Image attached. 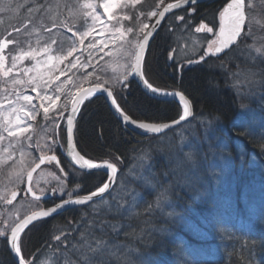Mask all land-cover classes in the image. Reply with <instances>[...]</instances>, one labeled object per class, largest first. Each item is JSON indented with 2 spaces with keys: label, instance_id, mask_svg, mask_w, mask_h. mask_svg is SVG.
Listing matches in <instances>:
<instances>
[{
  "label": "trees",
  "instance_id": "16d2710c",
  "mask_svg": "<svg viewBox=\"0 0 264 264\" xmlns=\"http://www.w3.org/2000/svg\"><path fill=\"white\" fill-rule=\"evenodd\" d=\"M226 2L215 0L199 4L193 7L192 15H188L189 10H182L168 17L145 56L144 74L149 82L169 92L177 90L190 101L194 116L189 123L158 137H140L117 122L101 97H94L82 106L74 133L78 152L93 162L107 160L117 165L119 177L114 192L120 193L118 182L124 172L137 177L132 180L130 175L123 187L126 193L133 190L138 194V207L124 212L117 220H109L114 224L121 221L118 233L106 230L105 239L110 247L107 258L111 264H264V127L256 131H251V127L248 132L240 130L238 123L244 118L237 110L242 104L237 103L227 84L228 73L223 69L225 65L245 69V65L229 59L228 54L218 58L209 56L206 62L189 65L188 58L198 59L207 44H202L201 48L198 44H183L190 41L191 26H194L191 32L201 22L218 28V10ZM177 16H185L191 22L190 27L185 29ZM197 36L207 42L202 34ZM38 46L42 48L45 44ZM193 49L200 52L191 55ZM246 69L249 70L248 63ZM250 70L258 72L259 68ZM105 73L112 72L105 67ZM258 75L262 77L260 71ZM109 81L118 93V102L137 121L163 124L180 116L176 103L151 99L134 83H127L121 89L115 79ZM40 119L37 117L33 123L35 131ZM210 121V126L205 125ZM191 128L200 146L187 167L177 170L173 135ZM59 136L63 143L62 131ZM189 152L183 150L180 156ZM59 159L61 167H66L63 157ZM148 165L151 172L145 170ZM76 176L82 180L89 177L88 183L80 185L82 192L96 187L104 177L97 173ZM144 183L159 189L155 196L141 190ZM127 197L132 203L128 194ZM161 206H166L165 212ZM216 206L232 209L217 214ZM246 207L254 208L239 217L240 210ZM74 216L62 214L32 228L23 235V251L31 255L36 264H65L66 260H77L79 255L73 254L71 249V243L79 237V233L73 231L79 215ZM211 220L214 226L207 229L208 237L198 242L190 226L202 223L200 228H204ZM62 233H71L70 243H61L58 252L54 237ZM129 247L137 251L129 253L126 250ZM207 253L220 261L198 260L197 257ZM4 255L6 251L0 256V264L8 261ZM7 264L14 263L10 259Z\"/></svg>",
  "mask_w": 264,
  "mask_h": 264
},
{
  "label": "snow or ice",
  "instance_id": "6c2138e0",
  "mask_svg": "<svg viewBox=\"0 0 264 264\" xmlns=\"http://www.w3.org/2000/svg\"><path fill=\"white\" fill-rule=\"evenodd\" d=\"M197 0H176L174 4H167L163 7V11H151L148 18L164 17L165 13L169 12L173 8H179L182 4H196ZM140 3V0H83L80 5V10L76 14V18L79 21L78 24H69L65 21L53 22V26L65 28L71 33V46L66 50L63 48V43L52 38L51 43L56 45L53 49L51 45L45 44L44 47L39 50H33L31 47L25 49L23 47L24 41L20 39V34L31 35L28 32L29 25L33 24L30 19L28 24H25L22 28L16 27L13 29L17 33L16 39H8L7 41H0V53L3 49L7 48L9 44H15L14 49H9L8 56L10 57V66L5 68V55L0 54V75L10 80V88H6L7 95L3 98L6 103H0V141L5 140V136L2 133H7V137L13 138L9 142L8 147L2 149V153L5 154L3 159H0V165H8L11 161V170L8 172V179L14 187H18L19 183H23L25 176L27 178L28 187L26 191L31 194L36 202H40L41 198L46 194L44 188L39 189V193L34 190L33 187V173L40 169L41 165L45 163L51 164L55 162L59 165L57 156L54 154L57 145L60 144V136L54 130L60 129V122L66 120V133H67V145L68 154L71 156L72 162L79 166L80 169H106L107 180L97 187L95 191H91L85 196H75L72 192H67V199L61 198V203L55 204L53 207L38 211H33L31 214L24 216L15 223V226L11 227L10 234L7 229L0 230V238L5 244L6 250L13 255V258L17 260V264H36L35 259L29 261L23 253V236L25 235V229L29 225L35 226L34 222L41 220L42 218L49 217L51 214L57 212L58 209L64 208L66 205H86L89 204L93 216L88 217L87 213H83L81 220L87 219V224L83 230L79 227L73 229L74 232L79 233V237L76 242L71 243V249L79 253L78 259L66 260L65 264H111V260L108 259L110 254L109 241L103 237L107 234L106 230L111 229L113 232L118 233L120 225L111 223L107 219H99V211L101 205H107L108 213L113 215H123L132 207H138V194L133 190L128 191V195L131 197L132 203L125 200L123 203L117 201L115 207L109 203L105 198V193L111 195L110 190L113 188V183L117 178V165L110 161H103L102 163H94L91 159H86L83 155L75 152V145L73 143L74 129L77 126V116L81 112V105H84L85 101L89 97L99 93L104 95L106 93V101L110 100L111 106L114 107L115 112L125 122V124H132L139 129L144 130L146 133H161L162 130L168 129L169 124H153L146 122H138L133 118L118 102V93L114 90V85L110 83L108 79H104L100 72L103 71L99 61H104L107 56L112 58L113 52L116 53L117 61L124 60L123 65L117 66L123 70L119 72V75L114 76L115 82L123 89L126 86L128 76L136 75L143 83L144 87L154 94L161 93V89L153 86L152 83L145 77L144 66L147 61L142 55V50L150 46V38L154 36L152 29H158L159 20L155 24L148 22L141 23L138 27L122 26L121 21H131L132 16L127 14L126 9L135 8ZM163 5V0H158L157 8ZM251 3L248 4L250 8ZM99 9H103L101 13ZM2 10V9H0ZM119 11H124L121 16ZM44 5H40L37 9L39 15L43 16L45 12ZM195 11V9H192ZM144 13L141 12L140 16ZM106 16L107 20L114 22L109 27L103 17ZM139 19V17H136ZM176 19L183 23L185 29L190 27V21L185 16H177ZM219 26L218 29L215 25L209 26L208 24L201 22L195 27L196 33L211 34V39H207V47L204 49V54L200 55L198 59H189L187 63H200L206 62V57H217L218 54L230 49V46L239 47L246 37L251 36L252 29L249 26L248 31H245V26L250 25L251 21L247 18L245 11V0H227L226 3L218 10ZM91 21V23H89ZM43 27V24H41ZM97 28L99 32L97 33ZM83 29V30H81ZM51 32V29H46ZM94 33L101 36V39L97 40L94 37ZM11 35V33H9ZM89 37H93L88 41L86 48L89 50V59L87 62H81L80 55H77L73 60H68V57H73L74 53L78 52L77 42L79 45H85V40ZM251 47V46H246ZM107 49V51H106ZM43 53L46 59H37V57ZM103 53V55H100ZM255 53L258 56H264V50L261 48H255ZM97 59V63L92 65L93 58ZM172 58V57H170ZM255 59V57H253ZM25 60L35 61L31 67H20ZM67 65L65 68H60L61 64L65 61ZM41 65L45 66V73L41 72ZM106 66L108 62H105ZM93 67V72L86 73L83 80H86L88 86L85 87L83 82H78L79 78H74L75 73L72 76H68L67 72L78 68ZM14 70L20 75L12 76ZM59 70L60 75H55V72ZM29 73H35V75H29ZM95 74V78L93 77ZM60 76H65L64 81L60 80ZM66 88V85H69ZM31 88L32 92L36 93V96L24 94L19 89ZM74 89V91H73ZM14 94V98H11ZM164 95L178 96L183 104V113L179 116L178 120H173L172 124H180L181 121H185L187 117L192 115L190 110V103L186 96L180 92L163 93ZM64 98V102L61 105V98ZM34 100L39 101V104L34 103ZM42 109L43 120L46 122L43 127L47 131L53 130V134L48 136L47 140L50 141L45 144L37 142L35 145L28 143L32 141L33 137L29 133V129L33 128V125L26 123V121H35L37 115L40 114ZM64 131V129H60ZM16 145H19L20 160L17 161L13 157V152L16 150ZM35 147L40 155L37 158H32L31 163H28L27 158L31 157V153L26 151V148ZM12 149V151H9ZM51 153V154H49ZM187 157L177 156L175 158V167L177 170L187 167ZM61 173L64 169H60ZM48 175H54L48 173ZM39 184V180L36 181ZM57 190L52 189L55 193ZM64 191L63 188L60 189ZM11 199L4 197L7 204H12L13 200L17 197V191L13 190L10 193ZM97 197L98 200L93 198ZM113 200H117L113 197ZM31 231V229H28ZM96 231H99L100 236L96 235ZM71 233L65 235H57L54 240L57 241L56 250L59 252L60 244L68 245L70 243L68 237ZM120 246H117L119 249Z\"/></svg>",
  "mask_w": 264,
  "mask_h": 264
},
{
  "label": "rangeland",
  "instance_id": "374dc122",
  "mask_svg": "<svg viewBox=\"0 0 264 264\" xmlns=\"http://www.w3.org/2000/svg\"><path fill=\"white\" fill-rule=\"evenodd\" d=\"M29 1H31V4H29ZM169 1L171 0H163V5L157 8L158 0H140V3L134 9L128 8L124 10L130 16L133 17L135 16V20H131V22L122 20L121 21L122 26H131L132 21H136L135 22L137 23L136 27H138L143 22H148L152 24L151 22L153 21L154 18L149 19L147 14L154 10L159 11L164 6V3ZM82 3L83 0H43V1L0 0V9H2L0 10V41H7L8 39H16L17 33L14 32L13 29L16 27L22 28L25 24H28L29 20L31 19L33 21V24L29 25L28 27V32L31 33V35L20 34L19 37L24 41L23 47L25 49L31 47L33 50H39L41 48L38 46L40 42L42 44L43 43L50 44L51 47L55 49L56 45L51 43L52 38H55L57 41H61L63 43V48L66 52V50L71 46V40L69 39L71 37V33L68 32L63 27L60 28L54 27L53 22L55 21L58 24L59 21H65L69 24H78L79 21L76 18V14L79 12L80 5ZM144 3H145V7L143 5ZM249 3H251L252 5L250 8L248 7ZM41 4L44 5V8L46 10L43 16L39 15L37 12V9ZM99 11L102 13L103 9H99ZM124 11L118 10V14L122 16L124 14ZM245 11L247 18L251 21L250 25L245 26V31H248V28L250 26L252 29V34L251 36L246 37L245 40L242 42V44L239 47H235L234 50L227 56L229 57V59L237 60L240 65H245V69H242L238 66L237 67L235 66V69H233L231 65L230 66L225 65V67L223 68L224 71L228 73L227 84L229 85L230 90L235 94L237 103L242 104L241 107H239V109L237 110V112L241 115V117L244 118L242 119L244 121L241 120L238 123V127L240 128V130H242V132L245 131L248 132V129L250 127L253 128L251 129V131H256L264 127V83H263L264 56H258L255 53V48H261L262 50H264V0H245ZM141 12L144 13L143 16H140ZM136 17H139V19H137ZM103 19L106 23L109 24V27L111 28V25L114 22L108 21L106 16H104ZM89 23H91V21H89ZM41 24H43V27H41ZM193 27L194 26H191L190 30H193ZM46 29H51V32L47 31ZM98 32H99V28H97V33ZM9 33H11V35H9ZM97 33H94V37L95 39L99 40L101 39V36ZM92 38L93 37L87 38L85 40V45H79V43L77 42L78 52L74 53L73 57H68V60H73L77 55H80V53L82 52V55H80V60L82 63L87 62L89 59V55H88L89 50L86 48V45L88 41L91 40ZM189 39H190L189 42L183 44H198L197 45L198 48L202 47V44L200 43L201 39H199L197 35L190 36L189 34ZM246 46H251V47H246ZM14 48H15V44H9L8 47L3 49V52L0 53L5 55L6 57L5 68L10 66L11 63L10 57L8 56L9 49H14ZM190 52L191 55H193L199 53L200 50L193 49ZM203 54L204 51L202 55ZM100 55H103V53H101ZM189 55L190 54L188 53V56ZM253 57H255V59H253ZM37 59H46V57L43 55V53H41L37 57ZM106 61L110 66L105 65ZM67 62L68 61L66 60L64 64H61L59 67L65 68ZM34 63L35 61L25 60L23 62V65H21L20 67H31ZM96 63H97V59L94 57L92 60V65H95ZM99 63L101 67L102 66L108 67L112 72L110 73V75H107L105 73L104 67H102L103 71L100 72V75L104 79L111 80L114 79V76L119 75V72L123 70L117 65L118 64L123 65L125 61L124 60L117 61L116 53L113 52V56L111 59H109V57L106 56L104 58V61H99ZM247 63L249 65V70L246 69ZM250 68L253 69L259 68L262 77H259L258 75L259 71L258 72H255V70L251 71ZM41 72L45 73V76L47 75L44 65H41ZM89 72H93L92 66L68 71L67 75L72 76L73 73H75L74 78H79L78 82H83L84 86L86 87L88 86V83L86 80H83V77L86 73ZM95 74L96 73H93V77H91V79L95 78ZM11 75L17 76L20 75V73L14 70V72ZM29 75L30 76L35 75V73H29ZM55 75H60L59 70L55 72ZM106 75L109 77H107ZM65 79H66L65 76H60L61 81H64ZM6 86L10 88L9 78H5L2 75H0V103H6L3 99L7 95V92L5 91ZM65 87L69 88L70 84L66 85ZM156 88L161 89L159 87ZM19 90H22L24 94L31 95L33 97L36 96V93L32 92L31 88H24ZM11 98H14V95ZM63 102H64V98L62 97L61 101L58 103L62 105ZM34 103L39 104V101L34 100ZM37 117L42 119L41 122H45L43 120L42 109L40 110V114L37 115ZM26 123L35 124L34 121H26ZM63 125L64 124L61 125V128H63ZM205 125L210 126L211 121L210 123H207ZM195 127L196 126H194L193 128ZM216 127L217 126H214V128ZM34 128L35 127L33 126L32 129H29L28 134H32L33 131L35 132ZM193 128L181 129L180 131L175 132L173 135L175 138V145L177 148L175 154L177 156L178 155L180 156L183 150L190 151L189 153L184 155V157H187V161H190L191 156L195 157V155L197 154V147L200 146V143H198L197 141V137L193 135V131H194ZM197 128H200V126L198 125ZM52 133H53L52 129H49L47 131L46 130L42 131V135L36 134L35 141H30L28 143H32L33 145H35L37 142H39L42 145L48 143L50 141H48L47 138L48 136L52 135ZM2 134L5 136L6 139L0 141V159H3L5 155L2 153V149L8 147L9 142L13 140V138L7 137V133H2ZM185 136L186 139H184ZM19 148L20 146L16 145V150L13 152V157L17 161L20 160ZM209 148L212 149L211 146ZM25 150L31 153V157L27 158L28 163H31L32 158H37L36 162L38 161L40 152L35 147L26 148ZM9 151H12V149H9ZM213 154L215 155L214 152ZM11 163L12 162L9 161L8 165H0V230L6 229V215L7 218L13 219L14 217H17L20 214L29 213L31 209L37 210L36 206L24 207L21 205L11 206V208L6 209V202L4 197L8 198L10 196L11 191L16 190L17 188L14 187L13 184L8 179V172L11 170L10 167ZM145 170L151 172V166L150 165L146 166ZM48 173H53L54 175H48ZM130 175L132 177V180L137 178L133 176L129 171L124 172L118 182V184H120L119 185L121 190L120 193L114 192L110 196V198L107 199L109 203L113 205V207H115L117 201L123 203L125 200H127L128 197L126 193V188L123 187V184H126V180L130 178ZM67 179L68 178L66 176H64L60 171L57 170V166L54 164V162L51 164L46 163L44 167H42L34 175L33 187L34 190L37 191V193H39L40 188H44L46 192L45 195H48V193H50V191H52V189L55 188L57 191L54 194H50L51 196H57V197L66 196L67 199L68 198V196L66 195L67 192H72L73 194L79 193L78 192L79 188L68 185ZM37 180H39V184L36 183ZM72 181L75 182L74 179H72ZM20 184L22 185L24 184V182L19 183V185ZM61 188L64 189L63 192L60 191ZM141 188H142L141 190L148 193L150 192V194L153 196H155L156 195L155 192L159 190L158 188H156L155 185L148 186L147 183H144V185H142ZM113 197H116L117 200H113ZM146 203L149 204V202ZM161 208L162 211L165 212L166 206H161ZM132 209L134 210L135 207H132L129 210L132 211ZM106 212L108 213L107 205H101L99 215ZM90 213L93 214L92 210H90ZM201 224L202 223H197L196 225L192 224L190 226V231L195 233V236H198V238L203 237V234L199 230ZM48 249H49L48 246H46V250ZM126 250L129 253H133L137 251L135 247H129ZM72 252L75 255L77 254L79 255V253H76L73 250ZM50 254H53V252H50ZM23 255L27 257L29 261L32 260V256L28 255L27 253L24 252ZM37 264H42V263H37Z\"/></svg>",
  "mask_w": 264,
  "mask_h": 264
},
{
  "label": "water",
  "instance_id": "95a60500",
  "mask_svg": "<svg viewBox=\"0 0 264 264\" xmlns=\"http://www.w3.org/2000/svg\"><path fill=\"white\" fill-rule=\"evenodd\" d=\"M209 1H212V0H197L196 4H194V5L203 4V3H206V2H209ZM175 3H176V2H175ZM172 4H174V3H172ZM194 5L191 4V3H189V4H182L179 8H173V9H171L169 12L165 13V16H164V17H156L152 24H155L156 21L159 20V27H158V29H159V28H160V25L162 24V22H163V21L165 20V18H167L169 15H171L172 13H175V12H177V11H180V10H183V9H186V8H189V7L194 6ZM161 11H163V9H161ZM158 29H152V31L154 32V36H153L152 38H150V43H151V41L154 39V37H155V35H156ZM232 47H233V46H230V48H232ZM148 48H149V47H146L145 49L142 50V55H143L144 57H145V55H146V52H147ZM228 50H229V49H225L224 52H227ZM224 52H222V53H224ZM220 54H221V53H220ZM129 79H130L132 82H134V83L136 84V86L139 88V90H140L142 93H144L147 97H149V98H151V99H154V100L169 101V102L177 103V104L180 105V107L182 108V113H183V104H182V102L180 101V99H179L178 96L164 95V94H161V93H159V94L151 93L150 91H148V90L144 87L143 83L140 81L139 77L136 76V75H131V76H129ZM95 95L101 97V98L104 100V102H105L106 106L108 107V109H109L111 115L117 120V122H118L119 124H121L122 126H124V127L127 128V129H130V130H139V131H142V132H144V135H146V134H152V135H154V136H158V135L164 134V133H166V132H168V131H170V130H172V129H174V128H176V127H178V126H180V125H182V124H184V123H186V122H188V121L192 118V115H191L190 117H187L185 121H181L180 124H176V125H173L172 122H171V123H167V124L170 125V127H169L168 129H164V130H162L161 133H146L144 130L139 129V128L136 127L135 125H132V124H125V122L122 120V118H120L119 115L115 112L114 107L111 106L110 100H109V101H106V99H105V97H106V93H105L104 95H100L99 93H97V94H95ZM189 103H190V102H189ZM80 107H81V106H80ZM190 110H191V113H193L191 103H190ZM77 117H78V116H77ZM177 120H178V119H177ZM65 125H66V124H65ZM74 131H75V129H74ZM73 143H74V145H75V149H74L75 152H78L77 147H76V144H75V141H74V137H73ZM78 153H79V152H78ZM63 157H64L65 161H66V162H67L72 168H74V169L77 170V171H80V172H83V173H101V174L105 175L106 178H107V170H106V169H93V170L80 169L78 165H76V164H74V163L72 162L71 156H69V154H68V145H67V133H66V128H65V152H64ZM41 167H42V165H41ZM41 167H40V168H41ZM38 170H39V169H37V171H38ZM37 171H36V172H37ZM36 172H35V173H36ZM35 173H33V176H34ZM117 174H118V170H117ZM117 174H116V175H117ZM106 180H107V179H106ZM24 181H25V182H24V190H25L26 194H27L30 198L33 199V197L31 196V194L28 193V192L26 191L27 187L29 186V185H28V182H27V178H26V176H25V180H24ZM114 184H115V181H114V183H113V186H114ZM111 190H112V189H111ZM111 190H110V191H111ZM107 194H108V193H105L104 195L106 196ZM93 199H94V200H98L97 197H94ZM44 200H46V197L43 196V197L41 198V201H44ZM59 203H61V201H60ZM87 205H89V204H86V205H66L64 208H62V209H58L57 212L51 214L50 216L55 215V214H59V213H62V212H65V211L70 210V209H73V208L82 207V206H87ZM42 219H44V218H42ZM42 219H41V220H42ZM39 221H40V220H39ZM36 222H38V221H36ZM36 222H34V223H36ZM29 226H30V225H29ZM29 226H28V227H29ZM21 234H22V233H21ZM10 255H11V257H12L13 262H14L15 264H17V260L13 258V255H12V254H10Z\"/></svg>",
  "mask_w": 264,
  "mask_h": 264
},
{
  "label": "flooded vegetation",
  "instance_id": "af4514ba",
  "mask_svg": "<svg viewBox=\"0 0 264 264\" xmlns=\"http://www.w3.org/2000/svg\"><path fill=\"white\" fill-rule=\"evenodd\" d=\"M43 125V124H42ZM41 135V132L38 130L36 133H32V136H35V135ZM64 174V173H63ZM105 179V177H103L102 178V180H104ZM88 183L89 182V177L87 178V179H85V181H84V183ZM82 183L80 182V183H78V185L80 186ZM100 185H102V181H100L99 183H98V186H100ZM16 190L18 191L17 192V197H16V199H14L13 200V202H12V204H7L6 203V209L7 208H11V206H17V205H21V206H36V208H37V210H39L40 208H43V209H47V208H49V207H51V206H54L55 204H57V196H53V197H50L49 198V196H47L46 197V200H45V202H34V201H32L31 199H29L28 198V196L25 194V192H24V190H23V187H20V185H18V187L16 188ZM15 190V191H16ZM49 194V193H48ZM52 194H54V193H52ZM9 198L11 199V195L9 196ZM34 209H35V207H34ZM37 210H30L29 211V213H32L33 211H37ZM89 210H91V207L90 206H88V207H86V208H83V209H77V208H74V209H72V210H70V211H67V212H69V213H67V212H65L64 214H66L67 216H69V215H75V216H78V215H80V212H88ZM29 213H27V214H29ZM20 214V213H19ZM26 213H24V214H20L19 216H17V217H14V216H12V217H14L13 219H9V218H7V215H6V229L8 230V232L10 231V229H11V227L16 223V221L18 222L19 221V219H21L22 218V216L24 215H27ZM23 216V217H24ZM62 216V215H61ZM60 215H57V216H55V218H57V217H61ZM74 216V217H75ZM2 225H4V224H2ZM31 228H33V226L32 227H30V229ZM2 246H4V249L3 250H1L0 251V256H1V254L2 253H5V251H6V255H4L5 257H7V260L9 261L11 258H10V254H9V252L6 250V247H5V244L2 242V238H0V247H2ZM3 256V257H4ZM8 261L6 262V264L8 263Z\"/></svg>",
  "mask_w": 264,
  "mask_h": 264
},
{
  "label": "bare ground",
  "instance_id": "6f19581e",
  "mask_svg": "<svg viewBox=\"0 0 264 264\" xmlns=\"http://www.w3.org/2000/svg\"><path fill=\"white\" fill-rule=\"evenodd\" d=\"M163 178V177H162ZM117 223H118V221H117ZM108 232V231H107ZM104 239L106 238V235L103 237ZM220 261V259H218V260H216L215 261V263H217V262H219Z\"/></svg>",
  "mask_w": 264,
  "mask_h": 264
}]
</instances>
